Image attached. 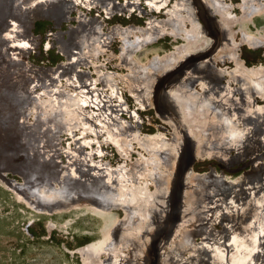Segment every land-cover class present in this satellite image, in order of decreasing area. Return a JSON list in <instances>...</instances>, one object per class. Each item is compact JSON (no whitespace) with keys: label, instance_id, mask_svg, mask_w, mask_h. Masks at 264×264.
Returning a JSON list of instances; mask_svg holds the SVG:
<instances>
[{"label":"rangeland","instance_id":"obj_1","mask_svg":"<svg viewBox=\"0 0 264 264\" xmlns=\"http://www.w3.org/2000/svg\"><path fill=\"white\" fill-rule=\"evenodd\" d=\"M94 1L43 3L40 13L31 17L27 26L32 38L31 47L24 51L29 56V62L27 56L24 60L28 67V94L20 91L11 95V83L0 85V127H6L0 132V264H91L101 258H85L77 250L100 237L99 230L105 224L104 233L112 241V257H119L118 264H213L211 252L201 250L205 236L193 234L190 246L181 243L185 234L203 225L200 223L210 217L211 209L225 206L223 197L238 189L239 206L252 202L251 206L258 207L260 199L264 208V72L247 73L252 67L264 66V0ZM241 1L255 5L249 10L246 5L239 8ZM14 6L10 8L13 14L23 16L24 9L17 3ZM8 13L0 11L2 53L14 48L5 37L15 21ZM176 23L187 29L194 24L198 33L206 37L203 45L195 48L199 53L192 57L194 49L170 67L149 71L153 58L187 42L172 33L155 38L159 32L172 30ZM151 25L153 28H145ZM144 28L146 39L155 36L154 41L139 47L138 52L129 53L126 48L123 51L125 39L138 42ZM247 34L255 37L252 47L241 42ZM236 49L241 68L233 63ZM73 55L78 62L71 60ZM131 56L141 65L130 67ZM132 85L137 89L135 97L130 94ZM203 87L211 88L203 93ZM179 99L186 103L207 100L225 106L217 105L219 118L214 120L211 112L203 109L183 115ZM105 103H111V108ZM226 120L229 125L223 129L221 122ZM19 133L21 144L17 146ZM180 154L182 158L177 160ZM186 160L193 165L192 170L187 168L184 172L182 208L177 210L176 227L162 240V233L167 230L162 225L166 220L171 222V215L166 213L171 187H175L180 166L184 167ZM24 163L31 167L29 181L15 167ZM209 171L213 173L210 179L198 177ZM226 177L241 180L236 185ZM2 178L13 182L12 191ZM212 178L227 184L229 192L219 193ZM75 180L96 187L99 197L117 204L110 206L115 213L111 223V215L104 221L87 209L86 203L92 201L95 191L73 188ZM32 184L37 185L35 190ZM65 186L68 197L55 199V193ZM53 201L65 211L49 210ZM261 209L257 212L261 213ZM223 217L235 227L231 232L236 235L237 223L229 209ZM263 224L264 215L259 214L251 229L254 250L243 264H264ZM214 225L209 230H221L219 221ZM156 229L158 236L152 239ZM177 255L184 262H178Z\"/></svg>","mask_w":264,"mask_h":264},{"label":"bare ground","instance_id":"obj_2","mask_svg":"<svg viewBox=\"0 0 264 264\" xmlns=\"http://www.w3.org/2000/svg\"><path fill=\"white\" fill-rule=\"evenodd\" d=\"M29 1V2H28ZM53 1H56V0H22L21 2H18V0H0V11L2 10V11H5V12H9L8 13V15L10 14V16L15 20L14 22H12L11 24L13 25V27H11L12 25H10V27H11V30H10V32H7L6 34H5V37H6V39H7V41H11L12 42V45H13V47L14 48H12L13 50L12 51H10L9 52V50H5V53H2L1 51H0V85L1 84H6V85H8L9 83H11L12 84V86H10V89H12L11 87H13V90H10V92H8V93H10L11 95H15L16 93H18V92H20V91H24L26 94H28V92H29V87H30V85L28 84V67H26V64H25V58H26V56H27V61L29 62V56L28 55H24L25 53H24V51H26V48L29 46V47H31V43H32V38H31V36H30V33H29V30H27V26H28V22H29V20H30V18L31 17H34V16H37L36 14H39L40 13V11L39 10H41V8L40 7H42L41 5H43V3L44 4H47V3H51V2H53ZM60 1V0H59ZM92 1V0H91ZM94 1V0H93ZM96 1V0H95ZM94 1V2H95ZM152 1V0H151ZM154 1V0H153ZM244 1V0H243ZM243 1H241V3H238V4H240L238 7L240 8V6H245L246 5V7L248 8V10L250 9V6H251V8H252V6H254L255 4V2L253 3V2H251V1H249V2H243ZM100 2V1H99ZM115 2V1H114ZM113 2V3H114ZM127 2V1H126ZM136 2V1H135ZM264 2V1H263ZM17 3V7H22L24 10V12H23V16L21 15L20 17H18V16H16V15H14L13 14V12L11 11L12 9H10V8H13V7H15L14 6V4H16ZM96 3V2H95ZM101 3V2H100ZM100 3H98V4H100ZM122 3V2H121ZM154 3V2H153ZM153 3H152V5L151 6H153ZM202 3V2H201ZM210 3V2H209ZM71 4V3H70ZM74 4V3H73ZM85 4V3H84ZM84 4H81L82 6L84 5ZM91 4V3H90ZM92 4H93V2H92ZM97 4V3H96ZM106 4V3H105ZM109 4V3H108ZM212 4V3H211ZM79 5V4H78ZM77 5V6H78ZM118 5V4H117ZM139 5V4H138ZM53 6V5H52ZM66 6H68V4L66 5ZM87 6V5H86ZM93 6V5H92ZM123 6H125V5H123ZM150 6V5H149ZM236 6V5H235ZM45 7H47V6H45ZM50 7V6H49ZM70 7H72V6H69L68 8H70ZM100 7H101V5H100ZM107 6H105L104 8H106ZM109 7H111V6H109ZM138 7H140V6H138ZM237 7V6H236ZM241 7V8H242ZM257 7V6H256ZM32 8H34L33 10H31ZM38 8V9H37ZM55 8V7H54ZM75 8H76V5H75ZM108 8V7H107ZM117 7H115V9H116ZM126 8H127V6H126ZM155 8V7H154ZM102 9V8H101ZM112 10H113V8H111ZM121 9V7L120 8H118V10H120ZM150 9H152V8H150ZM55 10V9H54ZM80 10V9H79ZM87 10V9H86ZM103 10V9H102ZM106 10V9H105ZM202 10V9H201ZM240 10V9H239ZM107 11V10H106ZM105 11V12H106ZM108 11H109V8H108ZM107 11V12H108ZM117 11V10H116ZM115 11V12H116ZM123 11H124V9H123ZM139 10H137V12H138ZM144 11V10H143ZM206 11V10H205ZM12 12V13H11ZM55 12H56V10H55ZM55 12H53V13H55ZM70 12V11H69ZM142 12V11H141ZM170 10L167 12V14H170ZM203 12H204V10H203ZM258 12H260V11H258ZM19 13V12H18ZM140 13V12H139ZM196 13V12H195ZM105 14V13H104ZM110 14V13H109ZM8 15H7V17H8ZM107 15V14H106ZM105 15V16H106ZM127 15V14H126ZM129 15V14H128ZM208 15V14H207ZM10 16H9V18H10ZM46 16V15H45ZM6 17V18H7ZM51 17V16H50ZM53 18L52 19H55L54 18V15L52 16ZM70 17V16H69ZM102 17V16H101ZM107 17H109V16H107ZM196 17V16H195ZM105 18V17H104ZM51 19V20H52ZM205 19H207V17L205 18ZM204 19V20H205ZM11 20V19H10ZM57 22V21H56ZM55 22V23H56ZM190 22V21H189ZM104 24V23H103ZM58 25V24H57ZM69 25V24H68ZM130 25V24H129ZM190 25H191V23H190ZM194 25V24H193ZM193 25H191L190 26V28H181L177 23L176 24H174V26H172V30H170L169 32H167V31H162L161 33L159 32V33H157L156 34V37L155 38H157L158 36H161L160 34H168V33H172V35L174 34L175 36L176 35H179V37L180 36H182V38L183 39H185V40H187V42L185 43V44H183V45H177V46H175V47H173V50H171V51H169V52H167L165 55L163 54V56H158V57H156L155 59L153 58V60H152V63L154 64V65H151L150 67H151V69L149 70V71H158L160 68H158V67H160L161 66V68H167V67H170L171 65H173V64H175L176 63V61L181 57V56H183L184 54H186V53H189V52H191L192 50H194L195 48L197 49L200 45H203V41H204V39L206 40V37L204 36V35H201L200 33H198V29H196L195 28V25L193 26ZM3 26V24H2V22H0V27H2ZM7 25H6V23H5V27H6ZM205 26V25H204ZM203 26V27H204ZM117 27V26H116ZM139 27V26H138ZM202 27V26H201ZM145 28H153V25H151V26H147V27H145ZM145 28L144 29H141V31H143L144 30V34H142V36H139L138 35V42H136V41H134V40H131V39H125V36L123 37V39H125V41L123 42V44L121 45V49L124 51L125 50V48L128 50V52L129 53H131L132 51H134V50H137L139 47H141V46H143V45H146V46H148L149 44V42L151 41L152 42V40H153V38L152 39H146L147 38V36H146V33H145ZM155 28V27H154ZM81 29V28H80ZM7 30H9V28L7 29ZM70 30V29H69ZM73 30V29H72ZM14 31V32H13ZM68 31V30H67ZM5 32V31H4ZM72 32H74V31H72ZM92 31H90V33H91ZM32 33V32H31ZM67 33H69V31L67 32ZM78 34L80 33V32H77ZM106 33V32H105ZM192 33H194V35L193 36H191L190 34H192ZM207 33V32H206ZM4 34V33H3ZM92 34V33H91ZM101 34V33H100ZM171 35V34H170ZM209 36H210V34H209ZM216 36V35H215ZM68 37H69V35H68ZM67 37V38H68ZM77 37H79V36H77ZM93 37H94V35H93ZM172 37V36H171ZM217 37V36H216ZM215 37V38H216ZM35 38V37H34ZM37 38V37H36ZM39 38V37H38ZM113 38V37H112ZM154 38V39H155ZM176 38H178V37H176ZM255 37H252V36H250V35H245L242 39H241V42H243L244 44L246 43V44H249V46L250 47H252V46H254V44H256L255 43V39H254ZM40 39V38H39ZM68 40V39H67ZM67 40H65V41H67ZM217 40V39H216ZM247 40V41H246ZM69 41V40H68ZM122 41V40H121ZM129 41H131L130 43H129ZM154 41V40H153ZM211 41V40H210ZM1 42H2V39H0V46H1ZM38 42V41H37ZM60 42H62L61 40H60ZM63 43V42H62ZM240 43V42H239ZM261 43V42H260ZM151 44V43H150ZM93 45V44H92ZM97 45V44H96ZM240 46V45H239ZM258 46V45H257ZM66 47L67 46H65V49H66ZM238 47V46H237ZM236 48V47H235ZM1 49V48H0ZM22 50L21 52L19 51V50ZM194 50L193 51V53H191V55H192V57H194V55H197L199 52H197V50ZM206 49V48H205ZM35 50V49H34ZM237 50L238 49H236V50H234L233 51V56H232V58H233V63H234V65L237 67V68H241L242 66H241V64H240V59L238 58V55L236 54V52H237ZM63 51H65L66 52V50H63ZM205 51V50H204ZM137 52H138V50H137ZM195 52H197V53H195ZM201 52V51H200ZM203 52V51H202ZM75 53H77V51H75ZM127 53V52H126ZM137 54V53H136ZM90 55V54H89ZM98 55V54H97ZM201 54H199V56H200ZM221 55V54H220ZM219 56V55H218ZM22 57V58H21ZM121 57H122V54H121ZM46 59V58H45ZM78 59V57H76L75 55H73V58L71 57V60H75V62H78V61H76ZM191 59V58H190ZM123 60V59H122ZM205 60V59H204ZM203 60V61H204ZM209 60V59H208ZM91 61V60H90ZM124 61H125V59H124ZM124 61H121V62H124ZM133 61V62H132ZM128 62H129V64H131L130 65V67H132V66H134V64L136 65V66H138V64H140L139 62H138V60L136 59V58H132V56L130 57V59L128 60ZM15 64V65H14ZM124 64V63H123ZM141 65V64H140ZM135 66V67H136ZM83 68V67H82ZM90 68V67H89ZM92 68V67H91ZM136 69V68H135ZM140 70V69H139ZM138 70V71H139ZM104 71V70H103ZM264 72V66H256V67H252L250 70H249V72L247 71V73H256V74H262ZM165 74V73H164ZM163 74V75H164ZM84 80H86L85 78H83ZM157 80V79H156ZM91 82V81H90ZM92 83V82H91ZM94 83V82H93ZM99 83V82H98ZM244 82H242V84H243ZM89 83H87V85H88ZM241 84V83H240ZM100 85V84H99ZM94 86V85H93ZM92 86V87H93ZM242 87L244 88V91H245V94L247 93V89L245 88V86L244 85H242ZM110 88V87H109ZM130 88V94L132 95V96H134L135 97V95L136 94H134L135 92V90H137L136 89V86H130L129 87ZM208 88H211V87H208ZM207 87H203V93H207V89H208ZM220 88V90L222 89V86H220L219 87ZM219 88L217 87V89L219 90ZM96 89V88H95ZM155 89V88H154ZM98 90V89H97ZM140 90V89H139ZM214 90H216V87H214ZM104 91H105V89H104ZM248 91H249V89H248ZM97 92V91H96ZM102 92V91H101ZM86 93V92H85ZM99 94H100V92H98ZM103 93V92H102ZM141 93V92H140ZM93 94V93H92ZM99 94H97V97H98V95ZM139 94V93H138ZM101 95V94H100ZM100 95H99V97H100ZM102 96V95H101ZM108 96V95H107ZM139 96V95H138ZM87 97V96H86ZM176 97V96H175ZM104 98V97H103ZM107 98V97H106ZM105 98V99H106ZM138 98V97H137ZM102 99V98H101ZM100 99V100H101ZM144 100H145V97L143 98ZM197 99V98H196ZM240 100H241V102H242V99L241 98H239ZM102 101V100H101ZM105 101V100H104ZM110 101V100H109ZM179 101L181 102V105L180 106H182V108H183V111H181V112H183V115H188V114H191L194 110H201V109H203L204 111H206V112H211V118L212 119H218L219 118V109L218 108H216L217 107V105H222V104H218V103H214V102H210V101H207V100H205L203 103L202 102H198V101H190V103H186V102H184L183 100L181 101L180 99H179ZM103 102V101H102ZM145 102V101H144ZM143 102V103H144ZM192 102V103H191ZM97 103H98V101H97ZM104 104V103H103ZM109 103H107V105H108ZM99 105V104H98ZM106 105V103H105V105L104 106H107ZM110 105H111V103L109 104V107H110ZM97 106V105H96ZM100 106H101V104H100ZM222 106H225V105H222ZM98 107V106H97ZM103 107V106H102ZM116 107V106H115ZM213 107H214V109H213ZM100 108V107H99ZM104 108V107H103ZM111 108V107H110ZM118 108V107H117ZM100 109H102V108H100ZM99 109V110H100ZM107 109H108V107H107ZM107 109H105V111L107 110ZM118 109H120V106H119V108ZM218 109V110H217ZM109 110V109H108ZM122 110V109H121ZM102 112V111H101ZM110 112H112V110H110ZM114 113H115V111H113ZM116 112H117V110H116ZM118 113V112H117ZM126 113V112H125ZM124 113V114H125ZM103 114V113H102ZM113 114V113H112ZM111 114V115H112ZM114 115V114H113ZM105 116V115H104ZM111 117V116H110ZM114 117V116H113ZM112 117V118H113ZM261 118H262V116H261ZM224 120V119H223ZM256 120V119H255ZM260 120V115H259V119H258V121ZM262 121H263V119H261ZM193 122V121H192ZM190 123V122H189ZM222 124H223V129H225L226 127H227V125H229V121L228 120H226L225 122H221ZM191 124H195L194 122L193 123H191ZM88 126H90V125H88ZM77 127V126H76ZM80 127V126H79ZM87 129V128H86ZM6 130V127H0V132L2 133V131H5ZM90 130H91V128H90ZM93 130V129H92ZM96 131V130H95ZM89 133V132H88ZM93 133V132H92ZM73 134V133H72ZM96 134V133H95ZM79 135V134H78ZM77 135V136H78ZM69 136V135H68ZM80 136V135H79ZM93 136V135H92ZM215 136V138H216V140L219 138L218 136H216V134L214 135ZM65 137V136H64ZM74 137V136H73ZM60 138H62V137H60ZM80 138V137H79ZM63 140V139H62ZM73 140V139H72ZM95 141V140H94ZM71 142V141H70ZM87 142L89 143V141L87 140ZM91 142V141H90ZM93 142V141H92ZM96 144V143H95ZM83 145H85V144H83ZM82 145V146H83ZM77 146H79L80 147V145H77ZM89 146V145H88ZM90 147V146H89ZM78 148V147H77ZM91 152H92V149H91ZM78 153V152H77ZM90 153V152H89ZM97 153V152H96ZM100 152H98V154H99ZM79 154H81V153H78V155ZM85 154V153H84ZM104 154V153H103ZM102 154V155H103ZM106 154V153H105ZM82 155V154H81ZM87 156V155H86ZM90 156V155H89ZM85 157V156H84ZM89 159L91 158V156L90 157H88ZM88 158H86V159H88ZM78 160V159H77ZM9 162H10V160H9ZM10 164V163H9ZM12 165V164H11ZM80 165H81V163H80ZM94 165V164H93ZM97 165V164H96ZM240 165V164H239ZM12 166H15V165H12ZM16 168H17V170L19 171V172H21L22 173V175H25V177L28 179V176L30 175V166L28 165V163H24L23 165H20V166H15ZM77 168H78V166H77ZM104 168V167H103ZM79 169V168H78ZM82 169V168H81ZM98 169V168H97ZM77 170V169H76ZM96 170V169H95ZM86 171V170H85ZM85 171L83 172V173H85ZM214 171V170H213ZM88 172V171H87ZM105 172V171H104ZM104 172H101V173H104ZM1 173V172H0ZM5 173V172H4ZM20 173V174H21ZM97 173V172H96ZM86 174V173H85ZM85 174H83V175H85ZM90 174H92L91 172H90ZM89 174V175H90ZM212 172H205V173H202V174H200V175H198V177H200V178H203V179H210L211 177H213L212 176ZM215 174V173H214ZM73 175H76V174H73ZM78 175V174H77ZM76 175V176H77ZM103 175V174H102ZM21 176V175H20ZM92 176V175H91ZM96 176H99V175H96ZM106 176V175H105ZM221 177L223 176V175H220ZM102 177V176H101ZM103 177H104V175H103ZM214 177H216V176H214ZM221 177H220V179H221ZM25 178V179H26ZM84 178V177H83ZM243 178V177H242ZM218 179V178H217ZM226 179H228V180H230V181H228V182H231V181H233V182H236L237 184L236 185H238V181H240L241 180V178H238V179H236V180H231V178H228V177H226ZM32 180V179H31ZM106 180H107V177H106ZM110 180V179H109ZM212 180H213V184H214V186L216 187V189L218 190V192L219 193H226V192H229V189L227 190V188H229V186H226L227 184H223V177H222V181L223 182H220V181H218V180H216V179H214V178H212ZM28 181H29V179H28ZM38 181H40V180H38ZM2 182H3V184L7 187V189L8 190H10V191H12V189L14 188V186L12 185L13 184V182L12 181H10V180H7L6 178H2ZM44 182V181H43ZM210 182H211V180H210ZM37 183V182H36ZM52 183V182H51ZM105 183V182H104ZM109 183H111V182H109ZM208 183V182H207ZM232 183V182H231ZM30 184V183H29ZM44 184V183H43ZM53 184V183H52ZM252 184V183H251ZM14 185H16L15 183H14ZM26 185V184H25ZM28 185V184H27ZM35 185V184H34ZM33 184H32V186L34 187H32L33 188V190H35V186H36V188H37V185H35L34 186ZM46 185V184H45ZM229 185V184H228ZM245 185V184H244ZM29 186V185H28ZM47 186V185H46ZM257 186V185H256ZM40 187V186H39ZM54 187V186H53ZM70 187V186H69ZM213 187V186H212ZM19 188V187H18ZM42 188H44L43 186H42ZM58 188V187H57ZM63 189H60V190H58L56 193H55V199L57 198L58 199V197L61 199H63L64 197H66L69 193H68V191H66V190H69V189H67V186H65V187H62ZM73 188H75V189H77V190H80V191H82V190H89L90 189V191L91 192H94L95 190H96V187H87L85 184H83L82 182H80V180H75V182H74V187ZM86 188V189H85ZM214 188V187H213ZM41 189V188H40ZM45 189H46V187H45ZM49 189V188H48ZM56 189V188H55ZM248 189V188H247ZM262 189V188H261ZM70 190H73L72 189V187L70 188ZM216 190V191H217ZM16 191V190H15ZM14 191V192H15ZM20 191V190H19ZM18 191V192H19ZM38 191V190H37ZM52 191V190H51ZM30 192H31V190H30ZM35 191H33V193H34ZM39 192H41V191H38V193ZM46 192V191H45ZM214 192V191H213ZM213 192H212V194H213ZM20 193V192H19ZM32 193V194H33ZM35 193H37V192H35ZM44 193V192H43ZM43 193H42V196H43ZM51 193V192H50ZM207 193L209 194V192L207 191ZM207 193H206V195H207ZM233 194L232 195H229V196H225V197H223V199H224V201H225V206H223V204H221L222 206H217V208L218 209H215V210H213V208L211 209V211H212V214L210 215V217H208L207 216V218L206 219H203V220H201V221H203V222H201L200 224H202L203 223V225H198L199 227H196L197 229L196 230H194L193 232H187V230H185L186 232V234H185V237H184V239L181 241V243H183V244H186V243H188V245L190 244V246H192V242L189 240L190 238H191V236L193 235V234H198V233H200V234H203L204 236H205V238H204V244H202V246H201V250L204 252V253H207V251L206 250H208L209 252H211V254H212V257H214V259H215V261L213 262V264H243L244 263V260L245 259H247V258H251V254H252V250H254V249H252V245H251V243L253 242V235H252V225L254 224V221H255V217L256 216H259V214H261V215H264V208H262V206H263V202H259V201H261L260 199H258V202H257V204H258V207H256L254 204L251 206V204H252V202L251 203H248V204H244V205H242V206H239L238 205V200L239 199H241V192H240V189H238L237 191H233L232 192ZM252 193V191H250V194ZM22 194V193H21ZM40 194V193H39ZM70 194H72V193H70ZM95 194L96 195H92V197H91V199H92V201L90 202V203H86V205H87V209H89L90 211H91V213L92 214H94V215H96V216H98L99 218H101V219H107L108 217L110 218V215H111V220L109 219V223H111V221H113L112 219L113 218H115V216L114 217H112L113 215L112 214H114L115 215V213H112L111 212V208H110V206L111 205H117V204H113V203H108V199L106 200V197H99L97 194L98 193H96V191H95ZM215 194V193H214ZM16 195V194H15ZM38 195V194H37ZM50 195V194H49ZM78 195H80V194H78ZM90 195V194H89ZM217 195V194H216ZM16 196H18V195H16ZM23 196V195H22ZM36 196V195H35ZM39 196V195H38ZM41 196V195H40ZM41 196V197H42ZM87 196V195H86ZM264 196V195H263ZM41 197H39V198H41ZM45 197V196H44ZM52 197H54V196H52ZM68 197V196H67ZM73 197H75L74 195H73ZM81 197V196H80ZM88 197H90V196H87V198ZM206 197V196H205ZM209 197H210V194H209ZM216 197V196H215ZM25 198H27V197H25ZM78 198V197H77ZM86 198V197H85ZM86 198V199H87ZM45 199V198H44ZM51 199V198H50ZM210 199V198H209ZM212 199V198H211ZM29 200H30V198H29ZM31 200H33V199H31ZM52 200H53V198H52ZM74 200V199H73ZM76 200H80V199H76ZM39 201H40V199H39ZM56 201V200H55ZM87 201H89V199L87 200ZM207 202H208V200H206ZM23 202V201H22ZM41 202V201H40ZM39 202V203H40ZM49 202H51V200L49 201ZM58 202H60V201H58ZM71 202V201H70ZM69 202V203H70ZM76 202H78V201H76ZM86 201H84V203H85ZM203 202V201H202ZM210 202V201H209ZM56 203V202H55ZM55 203H54V201L51 203V207L49 206V210H51V211H53V213H61V212H63V211H65L64 210V208L63 209H61V205L60 206H56L55 205ZM68 203V204H69ZM79 203V202H78ZM81 203V202H80ZM121 203V202H120ZM231 203H233V204H231ZM36 204V203H35ZM35 204H34V206H35ZM59 204H61V203H59ZM63 204V203H62ZM67 204V203H66ZM123 204V203H122ZM227 204H230V205H232L230 208H229V206L227 205ZM64 205V204H63ZM86 205H85V207H86ZM39 206H42V205H39ZM67 206V205H66ZM124 206V205H123ZM249 206H251L250 208H248ZM36 207V206H35ZM44 207V206H43ZM57 207V208H56ZM74 207V206H73ZM81 207V206H80ZM256 207V208H255ZM39 208V207H38ZM47 207H44V209H46ZM70 208V207H69ZM68 208V209H69ZM114 208V207H113ZM128 209H129V207H127ZM255 208V209H254ZM259 208L261 209V213H258L257 211L259 210ZM84 209V208H83ZM229 209V211H230V213H231V215H233V217L235 218V220H236V223H237V229H236V235H234V234H232V232H231V228H232V226L229 224V223H227L225 220H223V214L227 211ZM257 209V210H256ZM42 210V209H41ZM72 210V209H71ZM70 210V211H71ZM122 210V209H121ZM126 211H128V210H126ZM130 211V210H129ZM129 213V212H128ZM89 214V213H88ZM218 219V220H217ZM104 220V221H105ZM217 221H219V223H221L222 225H221V230L220 231H218V232H212V230H209L211 227H212V225H214L215 224V222H217ZM197 222H199V220L197 221ZM209 223L211 226H210V228H207L209 225L207 224V223ZM218 224V223H217ZM264 225V224H263ZM215 226V225H214ZM105 227H106V224L105 225H103L101 228H100V230H99V235H100V237H98V238H96V239H94L93 241H90L89 243H87V244H85L84 246H82V247H79V249L77 250L78 252H80V254H82V256H85V258H89V257H91V258H93V259H95V260H97L98 259V257H100L101 258V260H98V261H92L93 263H91V264H118L117 263V261L119 260V257L117 258V257H115V259L113 260V257H112V250H113V248H112V241H109V237H108V234H106V233H104L105 232ZM217 227H220V226H217ZM264 227V226H263ZM233 228H235V227H233ZM233 228H232V230H233ZM194 229V228H193ZM215 229V228H214ZM235 230V229H234ZM263 230H264V228H263ZM192 231V230H191ZM199 231V232H198ZM258 231V230H257ZM262 232V231H261ZM264 234V233H263ZM202 235V236H203ZM114 236V235H113ZM201 236V237H202ZM259 236H260V234H259ZM122 237V236H121ZM120 239V238H119ZM258 239H261V238H259L258 237ZM264 239V238H263ZM192 240V239H191ZM257 240V239H256ZM255 240V241H256ZM116 242V241H115ZM184 242H186V243H184ZM262 242H263V240H262ZM197 245V244H196ZM196 246L194 245V248H195ZM254 247H256L255 245H254ZM253 247V248H254ZM197 248V247H196ZM258 248V247H257ZM262 248H264L263 247V245H262ZM116 249V248H115ZM193 249V248H192ZM199 249V248H198ZM182 250V249H181ZM258 250V249H257ZM114 251V250H113ZM194 251H195V249H194ZM262 251V250H261ZM260 251V252H261ZM263 251H264V249H263ZM174 252V251H173ZM263 253V252H262ZM116 254V253H115ZM173 254H175V253H173ZM198 254H200V253H198ZM257 254V253H256ZM261 254V253H260ZM260 254H259V256H260ZM178 256L179 255H177V260H178ZM181 256H182V254H181ZM184 256V255H183ZM182 256V257H183ZM210 256V255H209ZM261 256H262V254H261ZM264 256V255H263ZM199 257V256H198ZM97 258V259H96ZM210 258V257H209ZM90 259V258H89ZM172 258H170V260H171ZM175 259V258H174ZM180 260L182 259V258H179ZM183 259H185V258H183ZM200 259V258H199ZM264 259V258H263ZM85 260H87V259H85ZM173 260V259H172ZM171 260V261H172ZM180 260H178V262L180 261ZM252 261V260H251ZM263 261V260H262ZM88 262V261H87ZM176 262V261H175ZM180 262H184V261H180ZM185 262H186V260H185ZM207 262H209V261H207ZM254 262V261H253ZM85 263H86V261H85ZM171 263V262H170ZM187 263V262H186ZM189 263V262H188ZM198 263V262H197ZM196 263V264H197ZM248 263V262H247ZM257 264V263H256ZM259 264H261V263H259Z\"/></svg>","mask_w":264,"mask_h":264},{"label":"water","instance_id":"obj_3","mask_svg":"<svg viewBox=\"0 0 264 264\" xmlns=\"http://www.w3.org/2000/svg\"><path fill=\"white\" fill-rule=\"evenodd\" d=\"M6 123H7L6 125H9L8 122H6ZM16 137H17V141H16L15 145L19 146L21 144L20 133ZM191 145H192V141H191ZM179 156L180 157H178L177 160H180V158H182L181 154ZM183 165H184V162H183ZM192 165H193V162H189V161L186 160L185 161V166L184 167L182 165L180 166V171L178 172L179 175H178V179L176 181V185L174 187V184H173L172 187H171L170 195H171V199L172 200L169 198L170 205H168V208L166 210V213H169L171 215V222H169V221L167 222V220H166L163 223L162 226L164 228H167V230L164 233H162L163 234L162 237H161L162 240L166 239L171 234V231L174 230V228L176 227V222H177V219H175L176 218V214L179 211L178 209L182 208L181 201L183 199L182 195L184 194V187H185L184 176L186 174L184 172H185V170L187 168L192 170ZM182 167H183V169H182ZM181 169H182V171H181ZM187 173H189V172H187ZM173 178H174V175H173ZM179 205H180V207H178ZM158 229H156V231L152 235V239H156L157 238V236H158L157 230Z\"/></svg>","mask_w":264,"mask_h":264}]
</instances>
